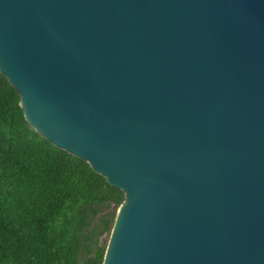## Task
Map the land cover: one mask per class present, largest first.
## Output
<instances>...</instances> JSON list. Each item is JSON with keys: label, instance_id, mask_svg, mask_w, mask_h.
<instances>
[{"label": "water", "instance_id": "water-1", "mask_svg": "<svg viewBox=\"0 0 264 264\" xmlns=\"http://www.w3.org/2000/svg\"><path fill=\"white\" fill-rule=\"evenodd\" d=\"M0 70L125 192L103 264H264V0H0Z\"/></svg>", "mask_w": 264, "mask_h": 264}, {"label": "trees", "instance_id": "trees-1", "mask_svg": "<svg viewBox=\"0 0 264 264\" xmlns=\"http://www.w3.org/2000/svg\"><path fill=\"white\" fill-rule=\"evenodd\" d=\"M125 199L32 126L0 70V264H103Z\"/></svg>", "mask_w": 264, "mask_h": 264}, {"label": "rangeland", "instance_id": "rangeland-1", "mask_svg": "<svg viewBox=\"0 0 264 264\" xmlns=\"http://www.w3.org/2000/svg\"><path fill=\"white\" fill-rule=\"evenodd\" d=\"M109 236L107 235L105 238H108Z\"/></svg>", "mask_w": 264, "mask_h": 264}]
</instances>
